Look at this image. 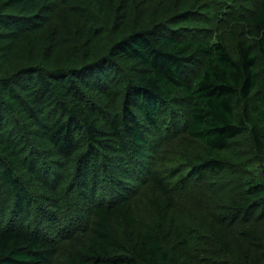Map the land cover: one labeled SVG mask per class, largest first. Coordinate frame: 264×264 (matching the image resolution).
I'll return each instance as SVG.
<instances>
[{
	"label": "trees",
	"instance_id": "obj_1",
	"mask_svg": "<svg viewBox=\"0 0 264 264\" xmlns=\"http://www.w3.org/2000/svg\"><path fill=\"white\" fill-rule=\"evenodd\" d=\"M0 264H264V0H0Z\"/></svg>",
	"mask_w": 264,
	"mask_h": 264
},
{
	"label": "rangeland",
	"instance_id": "obj_2",
	"mask_svg": "<svg viewBox=\"0 0 264 264\" xmlns=\"http://www.w3.org/2000/svg\"><path fill=\"white\" fill-rule=\"evenodd\" d=\"M236 174H232L227 171H223L218 176H212L205 175L201 178L200 184L203 183L202 189L198 196H201V198L208 202L210 195L213 191H218L219 189L222 192L229 191L230 188H235V186H238L240 183H242L243 180L246 181V178L241 180L240 183L238 182L239 179H235ZM201 199V200H202ZM187 206V205H186ZM189 208V206H187ZM205 212V211H204ZM211 214V213H208Z\"/></svg>",
	"mask_w": 264,
	"mask_h": 264
}]
</instances>
